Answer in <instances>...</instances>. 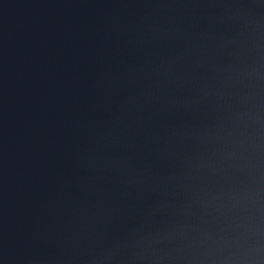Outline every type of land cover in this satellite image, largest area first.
Instances as JSON below:
<instances>
[{
  "label": "water",
  "instance_id": "1",
  "mask_svg": "<svg viewBox=\"0 0 264 264\" xmlns=\"http://www.w3.org/2000/svg\"><path fill=\"white\" fill-rule=\"evenodd\" d=\"M0 264H264V0H0Z\"/></svg>",
  "mask_w": 264,
  "mask_h": 264
}]
</instances>
